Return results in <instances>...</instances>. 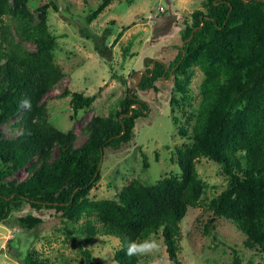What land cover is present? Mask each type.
<instances>
[{
    "label": "trees",
    "instance_id": "16d2710c",
    "mask_svg": "<svg viewBox=\"0 0 264 264\" xmlns=\"http://www.w3.org/2000/svg\"><path fill=\"white\" fill-rule=\"evenodd\" d=\"M111 2L100 0L85 16L86 24ZM201 5L181 30L174 58L146 63L113 116H93L85 141L76 147L73 132L50 123L43 100L64 76L54 61L55 37L47 24L49 7L57 11V6L52 1L39 6L35 20L24 0H0V127L18 116L22 128L13 139L3 138L0 131V221L24 201L36 209L53 208L72 223L84 219L79 227L84 242L97 234L120 240L113 255L117 264H140L139 257L126 254L128 241L160 232L169 259L180 264V221L189 207L200 204L205 185L195 163L204 157L220 164L227 176L225 188L208 203L212 215L231 220L245 236L242 245L264 253V0H202ZM110 31L106 27L94 39V50L103 57ZM24 42L34 49H26ZM193 67L204 74L195 114L184 110ZM171 76L179 96L170 103L186 116L183 125L176 116L173 123L190 140L176 148L179 175L150 185L133 179L116 199H90L89 191L100 178L101 150L129 143L136 120L148 115L147 102L137 91L156 90L157 82ZM68 95L73 114L90 107L96 97L69 89L61 93ZM25 99L28 108L21 107ZM54 147L58 151L52 157ZM22 168L28 172L25 179L5 183ZM82 254L85 264H96L86 248ZM23 264L50 263L28 253Z\"/></svg>",
    "mask_w": 264,
    "mask_h": 264
},
{
    "label": "rangeland",
    "instance_id": "374dc122",
    "mask_svg": "<svg viewBox=\"0 0 264 264\" xmlns=\"http://www.w3.org/2000/svg\"><path fill=\"white\" fill-rule=\"evenodd\" d=\"M49 1L58 8L55 11L49 7L47 24L55 37L54 61L62 68L64 76L43 100L50 123L63 132H73L76 147L85 141L86 124L93 116H113L128 88L136 87L134 84L147 67L146 63L153 59L168 62L174 58L182 42L181 30L190 20L191 12L202 9V0H112L86 24L85 16L100 0H24V4L37 20L39 6ZM4 19L9 21L8 16ZM106 27L111 31L104 42L107 49L103 57L94 50V39L99 40ZM22 44L29 50L35 47L30 42ZM188 73L191 97L184 110L195 114L204 74L197 67ZM178 76L181 79L184 75ZM156 85V90L137 91L147 102L149 112L136 120L132 140L115 149H103L100 178L89 191L90 199H116L121 187L133 179L150 185L164 177L179 175L176 148L190 140L178 134L177 127L185 123L186 116L170 103L172 96H179L173 77ZM65 89L96 97L90 107L73 114L70 96H61ZM174 116L179 118L178 125L173 123ZM18 120L15 116L1 125L3 138L13 139L20 134L22 128L17 126ZM57 151L54 147L52 157ZM195 167L205 187L199 206L189 207L180 221L179 263L264 264V253L245 248L242 245L245 236L235 224L229 219L214 217L208 208L209 201L227 183L220 164L200 157ZM27 175L22 168L7 177L5 183L21 181ZM35 218L39 222L34 221ZM83 221L72 223L62 219L60 212L53 208L36 209L26 201L13 206L8 218L0 221V264H23L28 253L46 258L50 264H85L84 248L96 264H117L113 255L120 240L97 234L84 242L85 237L79 231ZM149 237L155 238L160 247L139 257L140 264H175L168 257L161 233L146 238Z\"/></svg>",
    "mask_w": 264,
    "mask_h": 264
},
{
    "label": "clouds",
    "instance_id": "9594fccd",
    "mask_svg": "<svg viewBox=\"0 0 264 264\" xmlns=\"http://www.w3.org/2000/svg\"><path fill=\"white\" fill-rule=\"evenodd\" d=\"M21 107H30L29 100L25 99L21 101ZM159 247V242L152 237L144 239H134L128 241L126 245V254L130 257H141L157 251Z\"/></svg>",
    "mask_w": 264,
    "mask_h": 264
},
{
    "label": "water",
    "instance_id": "95a60500",
    "mask_svg": "<svg viewBox=\"0 0 264 264\" xmlns=\"http://www.w3.org/2000/svg\"><path fill=\"white\" fill-rule=\"evenodd\" d=\"M137 84V82L134 84V85H136ZM101 161H102V158H103V150H101ZM100 166H101V163L99 164V168H100Z\"/></svg>",
    "mask_w": 264,
    "mask_h": 264
}]
</instances>
